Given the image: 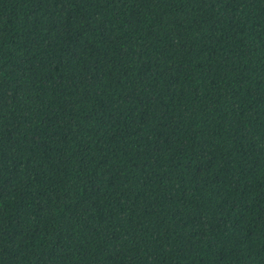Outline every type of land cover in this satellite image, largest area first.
<instances>
[{"label": "trees", "instance_id": "1", "mask_svg": "<svg viewBox=\"0 0 264 264\" xmlns=\"http://www.w3.org/2000/svg\"><path fill=\"white\" fill-rule=\"evenodd\" d=\"M0 264H264V0H0Z\"/></svg>", "mask_w": 264, "mask_h": 264}]
</instances>
